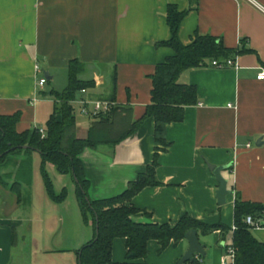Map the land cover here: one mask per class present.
Wrapping results in <instances>:
<instances>
[{
    "label": "crops",
    "instance_id": "1",
    "mask_svg": "<svg viewBox=\"0 0 264 264\" xmlns=\"http://www.w3.org/2000/svg\"><path fill=\"white\" fill-rule=\"evenodd\" d=\"M169 5L187 11L178 34L183 44L198 33L220 37L225 46L244 51L231 57L236 67L216 68L209 62L181 75L180 82L197 87L198 101L186 107L183 121L167 125L169 146L158 151L156 170L162 184L147 186L133 198L132 204L150 214L141 212L133 219L175 226L188 214L206 224L227 226L225 231H198L206 250L197 257L198 264H220L232 244L236 198L264 206V144L256 145L264 138V82L256 78L264 68V0H0V115L19 112L18 132L37 128L45 134L53 109L49 97H39L78 60L80 78L94 85L77 98L108 100L114 94L118 108L108 123L112 133L125 130L144 116L156 67L174 54L158 45L172 37ZM40 74H47L44 88L37 86ZM74 106L73 132L85 137L99 119L78 120L80 106ZM157 147L155 120L148 117L114 147L86 148L80 158L90 182L89 197L102 200L123 193L153 163ZM209 165L228 166L222 174L231 193L222 205L219 181ZM29 199L27 195L32 203ZM66 199L45 202V216L25 220L14 214L21 208L17 195L0 184V264H79L78 251L95 230L92 219L81 224L79 202L74 207ZM252 231L264 242V225ZM188 248L186 238L164 249L151 239L145 258L128 259L126 239L117 237L112 260L178 264Z\"/></svg>",
    "mask_w": 264,
    "mask_h": 264
},
{
    "label": "trees",
    "instance_id": "2",
    "mask_svg": "<svg viewBox=\"0 0 264 264\" xmlns=\"http://www.w3.org/2000/svg\"><path fill=\"white\" fill-rule=\"evenodd\" d=\"M197 6V2H193ZM187 11H180L177 6L169 5L167 18L172 37L158 45L173 49L174 54L158 64L152 76L153 88L151 103L147 105L144 116L132 122L125 130L112 133L108 123L111 114L118 108L95 116L99 121L93 125L85 137L78 136L73 129L76 125L75 106L73 101L83 89L94 85L92 80L80 78L82 65L73 60L69 66V84L61 92L52 90L54 110L50 116L45 134L33 128L18 132L16 125L20 113L0 115V184L17 195L18 202L26 201L22 194L25 182L23 174L25 165L30 166L28 157L16 160L15 178L9 183L11 172L7 166L15 155L28 154L38 151L42 157V170L45 177L48 195L56 202H62L67 197V188L60 193L54 189L53 183L46 171L47 163L54 164L58 171L70 173L76 181V195L85 223L91 217L95 235L79 251L81 264H117L112 260L113 241L117 237L126 239L127 258L143 259L148 254V242L156 239L162 246L167 247L171 241L178 242L185 238L186 233L196 229L209 233L215 229L221 231L229 228L221 223L210 225L193 219L188 214L179 222L170 224L136 222L133 216L138 213L150 214L132 204L133 198L147 186H159L156 170L158 167V151L169 146L166 139L167 125L181 122L185 119L186 107L195 105L198 101V90L195 85L180 82L181 75L192 68L207 66L212 60H226L233 55L242 53L244 49L229 48L220 37L196 34L190 44H183L179 39V27ZM115 79V78H114ZM109 101L116 102L113 94ZM153 117L155 120V140L157 153L154 161L145 172L138 175L128 188L120 195L102 200H92L89 197L90 182L87 179L84 164L80 158L82 152L100 144L115 146L127 136L136 132L144 119ZM28 146V148H22ZM162 147V148H160ZM77 179V180H76ZM264 206L258 203L243 201L240 197L235 200V229L232 228V244L236 250L235 264H264V242L258 239L252 231V226L246 222L247 216L255 219L263 216ZM231 229V228H230ZM97 230L99 233L97 234ZM98 237V238H97ZM97 238V239H96ZM191 264H198L197 258Z\"/></svg>",
    "mask_w": 264,
    "mask_h": 264
},
{
    "label": "rangeland",
    "instance_id": "3",
    "mask_svg": "<svg viewBox=\"0 0 264 264\" xmlns=\"http://www.w3.org/2000/svg\"><path fill=\"white\" fill-rule=\"evenodd\" d=\"M69 84V76H68V72L61 74L60 76L57 77V80L54 81V83H51L49 85H47V87L44 89V93H41V96L39 98H47L49 97L51 99V107L54 110V96L51 94V88L53 87V89L55 91H63ZM77 118L78 120H80L82 118V116H86L88 117V115H84L80 112V108H77ZM90 117V116H89ZM20 157H28L30 160L28 162H30V166L29 165H25V169L23 174H25V176H23V178L25 177V179H23L24 185H23V190H22V194L23 197L25 199H27V195L30 197L29 200L32 201L31 202H27V200L21 204V208H19L18 210L15 211V215L16 216H25V220H27L28 218L26 217H36L37 215L40 216H45V212L46 209V203L45 202H51L50 197L48 195L47 192V188H46V182H45V177H44V173L42 170V157L41 154L38 151H31L30 153L26 154L23 152V154L21 155H15L11 158V162H9L6 171L7 172H11L10 173V178H9V183H12L14 181L15 178V172H16V160L19 159ZM46 171L53 183V186L55 188L56 191H61V188L66 185L67 187V199H66V203L65 204H70V206L74 207L77 205L78 206V201H77V196H76V187L74 188L75 184L73 181V177L70 173L67 174H63L61 172L58 171L57 167L52 164V163H47L46 165ZM1 170H0V174H1ZM29 188L26 187V184ZM28 200V201H29ZM31 203V206H30ZM56 203V202H55ZM73 203V204H72ZM34 208V209H29L30 207ZM28 207V208H26ZM26 208V209H25ZM45 210V212H44ZM78 210L79 213L80 209L78 206ZM44 212V213H43ZM82 219L81 220V224H87L85 223L83 217L81 216ZM29 220V219H28ZM89 220L91 221V217L89 218ZM34 223V222H33ZM92 224V223H91ZM26 227H28L27 224H25V226H23V231L25 232V234L28 235V232L26 230ZM63 256H65L66 254L63 252L62 253Z\"/></svg>",
    "mask_w": 264,
    "mask_h": 264
},
{
    "label": "built area",
    "instance_id": "4",
    "mask_svg": "<svg viewBox=\"0 0 264 264\" xmlns=\"http://www.w3.org/2000/svg\"><path fill=\"white\" fill-rule=\"evenodd\" d=\"M211 65L216 67V68H228V67H236L237 62L233 58H228L226 60H212L210 61ZM36 69L38 72H41L40 67L36 65ZM257 80L264 82V68H261L259 72L257 73L256 76ZM48 83V78L45 76V74H40L38 81H37V86L39 88H44V86ZM81 93L85 94L86 89H83ZM37 100V99H34ZM73 103H76L80 106V112L84 115L88 116H98L100 114H106L110 112L114 106H116V102L109 101V100H89L88 98H77ZM40 132L43 134L44 131L40 130ZM248 147H250V143L248 144ZM264 212L263 216L260 217L259 219L253 218L251 215L247 216L246 222L254 227V228H259L264 225ZM235 229V226L234 228ZM235 259H236V250L234 247L230 246L225 255L221 259L220 264H235Z\"/></svg>",
    "mask_w": 264,
    "mask_h": 264
},
{
    "label": "water",
    "instance_id": "5",
    "mask_svg": "<svg viewBox=\"0 0 264 264\" xmlns=\"http://www.w3.org/2000/svg\"><path fill=\"white\" fill-rule=\"evenodd\" d=\"M45 76L47 77V74H45ZM263 144H264V138L260 137L257 140L256 145L261 146ZM22 148H28V146H23ZM209 167L211 170H213L216 178L219 181V188L217 190V198H218L219 204L222 205L226 202L227 195L231 193V191L228 189V180L222 174V171L226 169L228 166L209 165ZM98 233L99 231L97 230V234ZM185 238L189 242V248L187 252L184 254V256L180 259L178 264H185L187 262H193L198 256L206 255L205 245L201 243V240L198 235V231L196 229L189 230L186 233ZM79 264H81L80 261H79Z\"/></svg>",
    "mask_w": 264,
    "mask_h": 264
}]
</instances>
